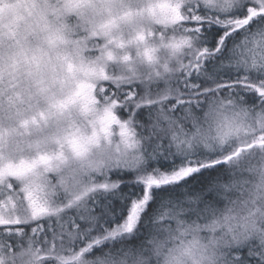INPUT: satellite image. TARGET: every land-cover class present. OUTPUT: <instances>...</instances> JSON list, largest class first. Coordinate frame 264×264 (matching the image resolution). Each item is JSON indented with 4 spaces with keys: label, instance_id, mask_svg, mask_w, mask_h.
Instances as JSON below:
<instances>
[{
    "label": "snow or ice",
    "instance_id": "obj_1",
    "mask_svg": "<svg viewBox=\"0 0 264 264\" xmlns=\"http://www.w3.org/2000/svg\"><path fill=\"white\" fill-rule=\"evenodd\" d=\"M189 260L264 264V0H0V264Z\"/></svg>",
    "mask_w": 264,
    "mask_h": 264
},
{
    "label": "trees",
    "instance_id": "obj_2",
    "mask_svg": "<svg viewBox=\"0 0 264 264\" xmlns=\"http://www.w3.org/2000/svg\"><path fill=\"white\" fill-rule=\"evenodd\" d=\"M195 187L198 189L199 188V185H196ZM209 198H211V197H209ZM244 252L246 254L247 251L244 249Z\"/></svg>",
    "mask_w": 264,
    "mask_h": 264
},
{
    "label": "clouds",
    "instance_id": "obj_3",
    "mask_svg": "<svg viewBox=\"0 0 264 264\" xmlns=\"http://www.w3.org/2000/svg\"><path fill=\"white\" fill-rule=\"evenodd\" d=\"M186 264H191V261L189 260V261H186Z\"/></svg>",
    "mask_w": 264,
    "mask_h": 264
},
{
    "label": "rangeland",
    "instance_id": "obj_4",
    "mask_svg": "<svg viewBox=\"0 0 264 264\" xmlns=\"http://www.w3.org/2000/svg\"><path fill=\"white\" fill-rule=\"evenodd\" d=\"M222 206V205H221ZM247 251V249H245Z\"/></svg>",
    "mask_w": 264,
    "mask_h": 264
}]
</instances>
